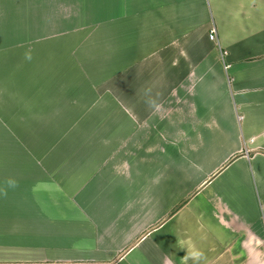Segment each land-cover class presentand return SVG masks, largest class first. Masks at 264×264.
<instances>
[{
	"label": "crops",
	"instance_id": "crops-1",
	"mask_svg": "<svg viewBox=\"0 0 264 264\" xmlns=\"http://www.w3.org/2000/svg\"><path fill=\"white\" fill-rule=\"evenodd\" d=\"M8 180L0 264H264V0H0Z\"/></svg>",
	"mask_w": 264,
	"mask_h": 264
},
{
	"label": "rangeland",
	"instance_id": "rangeland-1",
	"mask_svg": "<svg viewBox=\"0 0 264 264\" xmlns=\"http://www.w3.org/2000/svg\"><path fill=\"white\" fill-rule=\"evenodd\" d=\"M85 20H83V17H82V25H81V58H84L87 60V64H91L89 61H90V58H92V54H90V50L94 51V49H92L91 47H89L90 45V31H89V28L91 27L89 25V20L87 18H84ZM92 28H94V26H92ZM103 49V48H102ZM105 49V47H104ZM84 51L86 53H84ZM126 54V53H125ZM105 58V56H104ZM89 60V61H88ZM106 66V65H97L96 68L97 70H100L101 72H98L97 70V73L99 75L96 74V72H93V73H90L89 69H85L86 66H84L83 64H81V73H80V76L83 77V79H85V81H87V84L88 86H91V88H88V93H93L94 95L92 96H99L100 93H102V90L105 91L106 87H107V81L110 80L113 81L111 78V75L112 76H115L114 73L116 72H119L120 71V66L119 64L118 65H113L114 68H108L105 72L103 70V67ZM127 66L128 65H125L124 66V70L126 71L127 69ZM92 75V76H91ZM92 77V80H89V78ZM120 75H116L115 77H119ZM111 77V78H110ZM110 78V79H108ZM88 79V80H87ZM115 81V80H114ZM113 81V82H114ZM112 82V83H113ZM118 82V81H117ZM116 85H114L113 87H115ZM111 88V87H110ZM104 95V94H103ZM101 95V96H103ZM88 98H91V96H85V97H81V120H89L90 119V111H89V108H90V105H94L95 104V101L91 102L90 105H89V101H88ZM97 104H95V106H93L94 108H92V112H93V115H94V111L95 109H100V105H98L99 102H96ZM97 106V107H96ZM96 107V108H95ZM102 107V105H101Z\"/></svg>",
	"mask_w": 264,
	"mask_h": 264
},
{
	"label": "clouds",
	"instance_id": "clouds-1",
	"mask_svg": "<svg viewBox=\"0 0 264 264\" xmlns=\"http://www.w3.org/2000/svg\"><path fill=\"white\" fill-rule=\"evenodd\" d=\"M26 59L30 60L31 55L26 54ZM158 96L156 98H150L147 101V105L149 108H154L157 106ZM6 188H0V195L7 196V188H15L17 186V182L15 180H8L6 182ZM187 248H181L186 250V255L182 258L184 261H187L188 259H192L194 262H198L203 257V253L195 247L190 241L186 242Z\"/></svg>",
	"mask_w": 264,
	"mask_h": 264
},
{
	"label": "built area",
	"instance_id": "built-area-1",
	"mask_svg": "<svg viewBox=\"0 0 264 264\" xmlns=\"http://www.w3.org/2000/svg\"><path fill=\"white\" fill-rule=\"evenodd\" d=\"M215 37H216V32L214 29H211L210 34H209V39L214 40Z\"/></svg>",
	"mask_w": 264,
	"mask_h": 264
},
{
	"label": "bare ground",
	"instance_id": "bare-ground-1",
	"mask_svg": "<svg viewBox=\"0 0 264 264\" xmlns=\"http://www.w3.org/2000/svg\"><path fill=\"white\" fill-rule=\"evenodd\" d=\"M86 92H87V88L82 87V93L85 94L86 96H89Z\"/></svg>",
	"mask_w": 264,
	"mask_h": 264
}]
</instances>
